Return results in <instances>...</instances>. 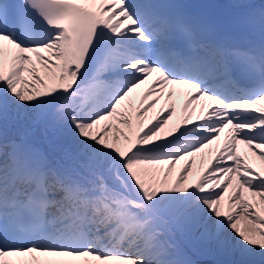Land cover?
I'll list each match as a JSON object with an SVG mask.
<instances>
[{
  "label": "snow or ice",
  "instance_id": "1",
  "mask_svg": "<svg viewBox=\"0 0 264 264\" xmlns=\"http://www.w3.org/2000/svg\"><path fill=\"white\" fill-rule=\"evenodd\" d=\"M231 7L0 0V264H264V0Z\"/></svg>",
  "mask_w": 264,
  "mask_h": 264
},
{
  "label": "bare ground",
  "instance_id": "2",
  "mask_svg": "<svg viewBox=\"0 0 264 264\" xmlns=\"http://www.w3.org/2000/svg\"><path fill=\"white\" fill-rule=\"evenodd\" d=\"M222 1L229 2V0H222ZM232 1H233V0H232ZM256 2L260 3L261 0H256ZM145 88H146V86H142V87H141L140 89H138L137 92L133 95V102H134V103L139 104V97H140V95L143 93V91L145 90ZM165 104H166V101H165V100H161L160 104H158V105L156 106V109H154L152 112L149 113V117H152V116H154L157 112H159L160 109H161L162 107L165 106ZM223 140H224V136L221 137V141L217 142L216 144L211 145L210 147L213 148V149H215L216 147H219L218 144H219L220 142L223 143ZM214 151H216V149L213 150V152H214ZM196 160H198V159H196ZM181 164H183V163H181ZM179 167H180V165L177 166V171L179 170ZM200 168H201V167H200ZM200 168H199V169H200ZM199 169H198V170H199Z\"/></svg>",
  "mask_w": 264,
  "mask_h": 264
}]
</instances>
